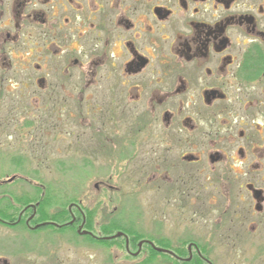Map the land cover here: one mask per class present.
<instances>
[{"label":"flooded vegetation","instance_id":"1","mask_svg":"<svg viewBox=\"0 0 264 264\" xmlns=\"http://www.w3.org/2000/svg\"><path fill=\"white\" fill-rule=\"evenodd\" d=\"M13 129L41 160L60 130H84L75 148L90 158L85 137L103 140L105 174L128 163L134 187L164 192L170 238L141 241L168 264H264V0H0V264H31L28 236L46 229L93 247L105 236L80 203L61 225L37 204L14 217L2 162L30 154L12 156Z\"/></svg>","mask_w":264,"mask_h":264},{"label":"rangeland","instance_id":"2","mask_svg":"<svg viewBox=\"0 0 264 264\" xmlns=\"http://www.w3.org/2000/svg\"><path fill=\"white\" fill-rule=\"evenodd\" d=\"M60 131L61 136L56 145L59 151L55 156L47 154L49 160H41L40 149H28L27 144L19 138L20 131L11 130L9 142L12 145L10 151L13 152L12 156L21 158V156L27 155L26 152L30 154V159L21 160L19 166L15 165L14 160L12 164L8 162L7 166L2 162L4 168L7 167V171L8 169L9 171L14 170V173L19 176L17 180L11 183L12 198H19L24 200H19V202L29 203V200L35 196L33 195L34 191L39 190L36 188L46 186L44 191L48 189L55 194L57 206L64 204L63 207H67L75 202L74 204L77 205L80 203V206L85 210L91 209L96 212L91 220L93 223L92 234L102 236L98 228L108 222L109 215L113 221H117L123 227H128L132 232L135 231V233L142 235L145 238L143 240L152 241L155 245L158 241L167 242L171 235L169 217L172 214L167 209L165 193H153L134 187L133 178L135 177L128 176V163L120 162V165L127 168L126 178L120 174L118 170L120 165L116 162L110 163V168L105 174V160L96 155L98 151H103L104 141L96 139L95 135H93L92 141L88 140V136L85 137L86 145L83 151L93 156L86 158L77 152L74 145L75 135L81 134L84 130L62 129ZM70 133H74V135H69ZM88 141L91 147L87 145ZM29 146L31 148L37 147L35 144ZM34 158L36 159L33 160ZM17 169H20L19 171L24 170V173L18 172ZM24 174H28V176ZM10 177V175L8 177L0 175V179H9ZM105 182L115 190L108 189ZM15 207L19 210L22 208L18 205ZM17 214L16 212L15 216ZM173 228L176 229L175 225ZM16 233L18 232L14 230V237H12L14 242L17 240ZM28 237L30 251L28 258L31 264H142V261L150 253L147 248L148 243L142 242L143 240L138 241V243H142L139 247L137 246L141 251L137 252V249H131L129 246L127 253L124 248H118L116 244L105 247L95 241L93 247L88 249L77 248L67 243V239L71 237L69 234L61 235L55 230L46 229ZM114 239H120V237L111 238L108 241ZM185 240L186 242L199 241L195 234L191 238H185ZM14 245L15 251L22 246L20 242ZM167 259L157 256L152 261H148V264H168ZM209 259L215 264H232L229 254L225 256L220 251L212 252Z\"/></svg>","mask_w":264,"mask_h":264},{"label":"trees","instance_id":"3","mask_svg":"<svg viewBox=\"0 0 264 264\" xmlns=\"http://www.w3.org/2000/svg\"><path fill=\"white\" fill-rule=\"evenodd\" d=\"M20 161L21 160L14 159L15 165L19 166ZM34 192L35 193L33 195H35V196H33V198H31L29 200V203L28 202H19V200L20 201H24V200L19 199V198L17 199L14 197L13 201L15 202V205L22 206L19 204L26 205L27 203H28V205L29 204L34 205V204L38 203L35 206V209H36L35 219L36 220L38 219V222H44V221H51L52 220V221H55L57 224H60V225L65 223V221L68 219V214H66L67 213L66 207L65 206L63 207L64 204L63 205L61 204V206H57V203L55 200L56 199L55 194H53L52 191H50L48 189L46 191L39 189V190H35ZM72 201H74V200H72ZM14 208L16 211L17 207H14ZM59 211H60V213H57ZM16 212H15V215H16ZM95 214H96V212L93 210L92 214L88 215V221L90 223H92L91 220H92V217L95 216ZM15 215H14V217H15ZM108 218H109L108 222L103 224V225H100V227L98 228V230L102 236L108 237V236L115 235L116 233H123V234L128 236V238H129L128 242H130L129 246L131 247V249L132 248L137 249L138 248L137 247L138 241L145 239L142 235L135 233V231L132 232L128 227H123L121 223H118L117 221H113L109 217V215H108ZM63 228L64 227H62V229ZM95 242H97V244L104 245L105 247L109 246V245L116 244V246L118 248H124V242H123L122 238L114 239V240H110V241L97 240ZM159 242L162 243L161 241H159ZM147 248L149 250L148 252H150V253L147 256V258L144 261H142V264H146V263L148 264L149 263L148 261H152L155 257L157 258V256H161L162 258H167V256L164 254H158L157 252L156 253L153 252L149 246H147Z\"/></svg>","mask_w":264,"mask_h":264},{"label":"water","instance_id":"4","mask_svg":"<svg viewBox=\"0 0 264 264\" xmlns=\"http://www.w3.org/2000/svg\"><path fill=\"white\" fill-rule=\"evenodd\" d=\"M10 181H12V179H11ZM121 235H122L121 233H118V234H116V235H114V236H112V237H110V238H106V239L118 238V237H120ZM140 245H141V244H139V246H140ZM156 251L161 252L160 249H157Z\"/></svg>","mask_w":264,"mask_h":264}]
</instances>
